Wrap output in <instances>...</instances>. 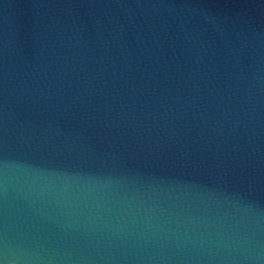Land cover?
<instances>
[{"label":"water","instance_id":"water-1","mask_svg":"<svg viewBox=\"0 0 264 264\" xmlns=\"http://www.w3.org/2000/svg\"><path fill=\"white\" fill-rule=\"evenodd\" d=\"M0 264H264V0H0Z\"/></svg>","mask_w":264,"mask_h":264}]
</instances>
